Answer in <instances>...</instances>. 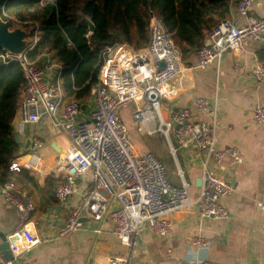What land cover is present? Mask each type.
<instances>
[{"label": "built area", "instance_id": "obj_1", "mask_svg": "<svg viewBox=\"0 0 264 264\" xmlns=\"http://www.w3.org/2000/svg\"><path fill=\"white\" fill-rule=\"evenodd\" d=\"M51 0H41L40 3ZM6 0H4V3ZM254 0H236L237 15L244 17L238 25L231 15L219 19L206 33V41L196 49L198 67L218 61L227 50H239L246 40L264 39V18L249 15ZM4 5V4H3ZM20 23L19 21H17ZM27 43L20 53L7 50L0 52V60L19 62L23 72L22 96L18 106L21 123L33 124L46 113L54 126L61 129L70 141L66 155L61 158L64 179L57 184L54 197L66 201L77 193L76 179L89 174L91 186L79 195L78 204L71 206L67 218L59 229L60 236H69L88 217L97 222L108 213L112 234L124 247L123 253L111 254L106 264H131L142 227L147 226L156 234L168 236L173 231L171 214L186 206H195L200 217L224 218L228 215L220 199L233 190L232 183L204 167L196 196L185 178L183 169L176 164L177 181L170 178L167 165L154 152L138 153L128 136V127L119 111L130 103L132 121L143 126L150 135L161 134L169 153L176 158L172 133L178 145L193 142L207 157L219 162L228 157L236 163L243 160L236 146L217 148L214 127L218 101L215 96L195 98V105L209 116L212 122L193 120L190 111L183 106L172 108L165 118L161 112L164 100L176 96L185 86L187 67L182 53L164 27L162 20L151 14L148 42L142 49H133L128 43L114 42L99 50L97 82L91 86L95 107L87 116H80L81 106L77 99H66L60 82L59 64L55 63L49 50L44 49L35 59L28 55L39 40L40 27L36 21L27 20ZM23 27V26H22ZM44 58L43 65L37 63ZM164 61L159 69L157 63ZM56 69V81L45 83L44 72ZM254 77L264 81V64L257 57L253 60ZM253 120L264 122V107L256 104ZM44 141L34 135L29 145L31 151L40 148ZM17 165L12 162L11 167ZM0 194L14 206L17 223L10 235L9 250L12 254L29 250L39 242L30 226V214L34 203L30 195L16 183L9 181L0 186ZM114 200L116 206L109 209ZM264 208L263 203H257ZM209 240L203 236L192 239L194 246H205ZM0 264H13L11 259H1ZM191 264H211L209 261Z\"/></svg>", "mask_w": 264, "mask_h": 264}, {"label": "crops", "instance_id": "obj_2", "mask_svg": "<svg viewBox=\"0 0 264 264\" xmlns=\"http://www.w3.org/2000/svg\"><path fill=\"white\" fill-rule=\"evenodd\" d=\"M235 1L228 15L242 25L244 17L237 15ZM249 15L264 18V0H254ZM196 49L192 48L182 55L183 64L188 68L185 86L176 96L163 101L161 112L166 118L172 108L183 106L189 109L191 119L211 123L212 119L195 105V98H217L218 113L213 125L215 146L238 147L243 157L240 163L228 157L216 162L193 142L182 147L173 133L171 140L177 149L175 162L183 169L193 196L197 195L196 182L204 167L232 183V192L220 199L228 215L219 219L200 217L195 212V206L191 205L171 214L173 231L168 236L156 234L147 226L142 227L131 264H191L199 261L264 264V208L257 204H264V122L253 120L254 106L260 104L264 107V81H257L252 72L255 56L264 64V39L243 41L239 50L225 51L218 61L205 68L197 65ZM37 63L43 65L44 58L40 57ZM56 73L54 68L45 70V83L55 82ZM77 100L81 106L80 116L89 115L95 107L91 91ZM122 110L119 114L123 120ZM12 126L18 145V157L13 163L28 169L37 183L36 186L26 183L25 189L18 186L30 195L34 203L29 219L39 239L31 249L11 253L13 264H106L107 256L123 253L124 247L112 234L108 213L97 222L85 217L81 226L69 236L59 235L69 208L78 204L80 193L91 186L90 175H80L76 179L77 193L66 201H57L54 190L64 179L61 158L70 147L68 137L53 125L46 113H42L36 123L23 124L17 110ZM139 127L146 132L143 126ZM34 135L41 138L44 144L31 151L29 145ZM142 149L138 152L134 148L138 153H156L147 145ZM168 154L171 155L169 151ZM165 164L170 178L177 181L175 171L170 174L176 164ZM115 206L116 202L112 200L109 209ZM16 223V209L0 194V231L9 242ZM195 236L206 237L209 242L205 246H194L192 239ZM1 259L5 258L0 251Z\"/></svg>", "mask_w": 264, "mask_h": 264}, {"label": "trees", "instance_id": "obj_3", "mask_svg": "<svg viewBox=\"0 0 264 264\" xmlns=\"http://www.w3.org/2000/svg\"><path fill=\"white\" fill-rule=\"evenodd\" d=\"M40 1L6 0L0 16L10 21V28L14 20L39 24V40L29 51V57L35 59L44 49L49 50L53 61L61 67L66 97L79 99L97 82L100 47L126 42L133 49H142L148 42L152 13L162 20L184 56L205 43L207 31L229 14L235 0ZM88 21L94 26L92 31ZM22 83L19 62L0 60V181H12L25 189L26 183L37 185L33 175L23 166L11 167L18 157L12 121L21 100Z\"/></svg>", "mask_w": 264, "mask_h": 264}, {"label": "water", "instance_id": "obj_4", "mask_svg": "<svg viewBox=\"0 0 264 264\" xmlns=\"http://www.w3.org/2000/svg\"><path fill=\"white\" fill-rule=\"evenodd\" d=\"M4 4V0H0V8ZM89 30L92 31L94 26L88 21ZM27 43L26 38V29L22 27L10 28V21L4 20L0 16V47L4 50L13 53H20L21 50ZM204 44H209L208 41H205ZM158 68L161 69L164 67V61H159L157 63ZM201 183V178L196 182L199 187ZM81 220H85V217H82ZM10 239V238H9ZM0 251L2 252L5 259H12V254L9 250V240H7L6 235L0 231Z\"/></svg>", "mask_w": 264, "mask_h": 264}, {"label": "rangeland", "instance_id": "obj_5", "mask_svg": "<svg viewBox=\"0 0 264 264\" xmlns=\"http://www.w3.org/2000/svg\"><path fill=\"white\" fill-rule=\"evenodd\" d=\"M13 20V19H12ZM14 24L11 26L12 28L15 27H22L17 20H14ZM25 28V27H24ZM27 30L29 27H26ZM25 28V29H26ZM134 106L133 103H130L125 109L121 111L123 116V120L128 128H130V139L132 141L133 147L136 151L141 152L143 146H148L149 148L153 149L159 156L168 164V165H175V159L172 155L168 154V147L164 140L161 137V134L155 133L153 135L147 134L142 128H140L132 119L130 118V112L133 110ZM137 125V126H136ZM142 149V150H141ZM175 167H172L170 170V174L174 173Z\"/></svg>", "mask_w": 264, "mask_h": 264}]
</instances>
